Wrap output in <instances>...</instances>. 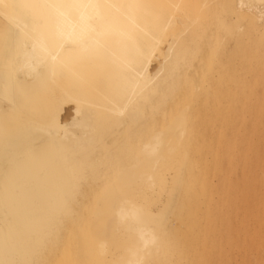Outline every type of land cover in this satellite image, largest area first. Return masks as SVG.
<instances>
[{
    "label": "bare ground",
    "instance_id": "1",
    "mask_svg": "<svg viewBox=\"0 0 264 264\" xmlns=\"http://www.w3.org/2000/svg\"><path fill=\"white\" fill-rule=\"evenodd\" d=\"M258 107L264 0H0V264H217L243 238L256 248ZM172 164L153 215L146 189Z\"/></svg>",
    "mask_w": 264,
    "mask_h": 264
},
{
    "label": "rangeland",
    "instance_id": "2",
    "mask_svg": "<svg viewBox=\"0 0 264 264\" xmlns=\"http://www.w3.org/2000/svg\"><path fill=\"white\" fill-rule=\"evenodd\" d=\"M179 18L180 15L178 13V11L175 10V12L172 13L171 17L169 18L168 23L162 25V28L164 26V30L163 32L160 34L159 38H158V50H156V52L154 53V56L151 58L150 64L148 67V73L149 76H151V73H154L153 71H156V69H158L161 64H163L162 62H164V56L166 53L165 48H168V45L170 44V41L172 40V36H175L176 34H179ZM170 22V20H172ZM177 25V26H176ZM177 27V28H176ZM177 30V31H176ZM167 31V32H166ZM178 32V33H177ZM168 43V44H167ZM232 42L229 43L228 47L229 49L232 46ZM160 46V47H159ZM163 46H164V50H163ZM167 46V47H166ZM162 47V49H161ZM161 51V52H159ZM158 52V53H157ZM163 52V53H162ZM159 55H157V54ZM163 58H162V55ZM158 56V57H157ZM161 56V57H160ZM160 57V58H159ZM160 60V61H159ZM161 62V63H159ZM159 66V67H158ZM155 69V70H153ZM151 74V75H150ZM241 78L244 81H249L250 80V74L247 73H243ZM199 92V91H198ZM193 104V103H192ZM190 104V105H192ZM263 110V107H258V110ZM245 122L246 124H250L252 121L251 119H247L245 118ZM213 132L217 133V130H213ZM170 140H174L173 139H169L168 142ZM254 142H256L259 145V150H264V134H260L258 136V138L256 140H254ZM200 155V153L197 154V156ZM202 158L203 159H207L210 158L208 157L209 155L206 153L202 154ZM248 167V166H247ZM246 167V168H247ZM250 168L252 169L253 172H251V177H257V178H261L264 175V165L263 164H251ZM241 169V166H236L235 168H232L230 171H232L228 178L232 181H234L235 179H237V175H238V170ZM175 173V165H170L166 170L164 169V172L158 177L157 182L155 183V185L150 188V186L146 189V194L147 197L149 198L150 201V211L153 215H157L159 214L161 211L164 210L167 202H168V194L169 191L171 190L172 187V180H173V175ZM208 182L210 185H217L220 182V179L218 178L217 175L208 172ZM236 185V184H235ZM133 192L134 190L132 189H127V192ZM261 192H264V189L260 190ZM124 191H121V193H123ZM130 193V192H129ZM111 195V193H110ZM245 208V206H243ZM244 208H240V212L239 214L242 216V219L244 222L246 223H250L252 224L255 220H253L252 218H248L246 220H244ZM260 214V213H258ZM104 222V219L99 218L97 220V224H102ZM166 223L165 225H169V220L166 218ZM257 235H258V242L260 239H264V226H260V230L257 231ZM255 246H251L248 239L247 238H243V248L242 250H236L235 249H231V247L228 246V248H226L225 250H223V254L221 256L215 255L216 259L215 262L217 264L222 263V264H264V243H260L259 245H256V248H254ZM222 257V261H219V258ZM212 264V263H211Z\"/></svg>",
    "mask_w": 264,
    "mask_h": 264
}]
</instances>
